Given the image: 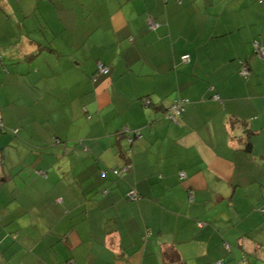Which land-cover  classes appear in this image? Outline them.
Returning <instances> with one entry per match:
<instances>
[{"label":"crops","instance_id":"1","mask_svg":"<svg viewBox=\"0 0 264 264\" xmlns=\"http://www.w3.org/2000/svg\"><path fill=\"white\" fill-rule=\"evenodd\" d=\"M255 40L264 0H0V264H264Z\"/></svg>","mask_w":264,"mask_h":264},{"label":"built area","instance_id":"2","mask_svg":"<svg viewBox=\"0 0 264 264\" xmlns=\"http://www.w3.org/2000/svg\"><path fill=\"white\" fill-rule=\"evenodd\" d=\"M150 26L152 28H154L156 25L154 23V21H150ZM254 47H255V52L261 57V58H264V47L263 45L258 41V40H255L254 41ZM184 60H187L189 59V55H184L182 57ZM99 70L102 71V72H105L107 73L109 71V68H107L106 66H104L103 64H99ZM241 74L243 75H247L249 74V70L247 69L246 66H244L241 70ZM145 103H150V100H144ZM188 102V99H185V98H180V99H177L175 102H173V104L169 107L168 109V112H167V116L170 120H172L173 122H178L179 119H180V116H182L184 110H185V104ZM3 126V123H2V119H1V115H0V127ZM127 132H129V129L126 130ZM139 131L136 132V135L138 134L139 135ZM132 135L129 136V140L132 141ZM131 166V165H128L127 166V169L128 167ZM114 172L116 174H118L120 171H118L117 169H114ZM181 177L184 178L186 176L185 172L182 171L180 173ZM132 193V196L133 197H138L136 195V192L133 190L131 191ZM263 212H264V209H263ZM218 264H223L222 261H220Z\"/></svg>","mask_w":264,"mask_h":264},{"label":"trees","instance_id":"3","mask_svg":"<svg viewBox=\"0 0 264 264\" xmlns=\"http://www.w3.org/2000/svg\"><path fill=\"white\" fill-rule=\"evenodd\" d=\"M3 66V57H2V55H0V68ZM244 66H246L247 67V69L249 70V67H248V64L247 63H244V65L241 67V69H240V72H241V70H242V68L244 67ZM249 74H250V71H249ZM248 74V75H249ZM1 115V114H0ZM167 118H168V116H167ZM180 118H181V116H180ZM179 121H180V119H179ZM178 121V122H179ZM1 129H3L4 127L2 126V127H0ZM129 132H131V134H132V137L134 136V135H136V132L137 131H129ZM140 132V131H139ZM125 133H127V132H125ZM252 141H251V139L250 138H248V140H247V142H246V148L248 149V150H251V148H252ZM130 165V164H129ZM128 166V165H127ZM118 170V169H117ZM119 171V170H118ZM116 174V173H115ZM118 174H120V172L118 173ZM244 264H248V263H246V262H244Z\"/></svg>","mask_w":264,"mask_h":264},{"label":"rangeland","instance_id":"4","mask_svg":"<svg viewBox=\"0 0 264 264\" xmlns=\"http://www.w3.org/2000/svg\"><path fill=\"white\" fill-rule=\"evenodd\" d=\"M75 128V127H74Z\"/></svg>","mask_w":264,"mask_h":264}]
</instances>
